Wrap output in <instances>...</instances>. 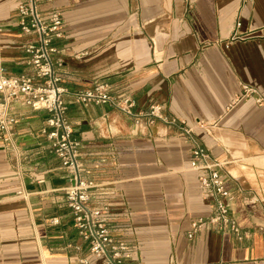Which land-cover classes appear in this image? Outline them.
Segmentation results:
<instances>
[{"label":"crops","instance_id":"0c3cea01","mask_svg":"<svg viewBox=\"0 0 264 264\" xmlns=\"http://www.w3.org/2000/svg\"><path fill=\"white\" fill-rule=\"evenodd\" d=\"M19 3L0 0V65L9 75L32 73ZM40 10L64 17V35L54 40L62 86L105 82L111 94L135 102L136 114L159 106L165 117L184 120L223 163L228 185L243 190L227 202L239 235L207 227L189 238L192 222L213 213L191 169L189 140L149 116L66 97L84 177L96 186L92 204L108 207L113 238L128 245L125 261L264 264V108L252 98L230 105L242 84L264 97V0H51ZM237 19L252 36L221 44ZM13 111L16 147L0 144V264H101L73 225L68 173L40 136L49 114L20 103ZM252 195L260 202L250 203Z\"/></svg>","mask_w":264,"mask_h":264},{"label":"built area","instance_id":"2783aa9c","mask_svg":"<svg viewBox=\"0 0 264 264\" xmlns=\"http://www.w3.org/2000/svg\"><path fill=\"white\" fill-rule=\"evenodd\" d=\"M43 1L51 0H20L17 8L18 26L27 37L24 47L26 64L31 74L9 75L4 66L0 65V144L5 148L16 147L15 131L19 115L13 111V105L20 103L32 111H46L49 116L39 131L49 141L50 149L61 161V166L68 173L69 185L65 188L66 203L72 213L73 225L78 229L90 254L101 259V264H132L125 260L128 245L116 241L108 226V207H96L92 204V189L96 186L84 177L85 168L80 152V141L74 137V129L67 117L66 97L82 105H108L114 110L134 118L149 116L151 122L160 120L168 126L177 127L192 145L191 169L200 173L199 181L211 199L213 213L208 219H196L191 224L189 238L207 227L220 232L233 231L239 235V227L229 215L227 202L232 200L242 189H232L222 173L223 163L214 160L195 135L194 127L187 126L184 120L169 119L162 114L159 106H152L143 115L133 112L135 102L126 97L110 93L105 82L84 90L72 91L61 85L62 78L58 73L60 62L55 58L59 52L54 40L64 35V17L61 12L51 10L46 16L40 10ZM252 0H241L242 5ZM242 22L237 19L231 29L230 36L221 44L245 41L253 34L252 31L241 32ZM205 46V45H204ZM207 46V45H206ZM252 98L264 108V97L255 88L241 85V93L230 104L239 100ZM198 127H204L198 124ZM249 202L256 204L260 199L256 195L249 197ZM57 224L58 219L53 218ZM264 233V226L260 228ZM84 263L83 260H81Z\"/></svg>","mask_w":264,"mask_h":264}]
</instances>
